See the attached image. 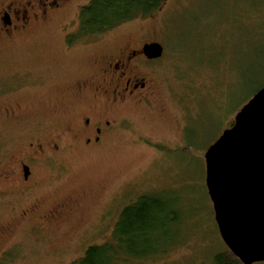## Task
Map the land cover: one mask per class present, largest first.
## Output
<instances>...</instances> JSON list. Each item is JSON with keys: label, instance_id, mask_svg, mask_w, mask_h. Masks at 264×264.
<instances>
[{"label": "rangeland", "instance_id": "374dc122", "mask_svg": "<svg viewBox=\"0 0 264 264\" xmlns=\"http://www.w3.org/2000/svg\"><path fill=\"white\" fill-rule=\"evenodd\" d=\"M90 2L70 0L48 21L0 37V76L30 86L7 104L26 103L29 123L66 122L78 102L74 83L95 77L98 62L128 39L165 48L147 66L150 101L119 107L123 128L96 154L69 151V172L52 199L74 202L72 215L53 230L5 231L0 264H73L90 246L110 242L122 209L150 193L166 206L160 214L171 213L167 252L121 264H210L226 246L206 187L205 153L264 84V0H166L151 16L68 54L64 34L78 35L80 10ZM19 127L8 132L21 135ZM9 141L17 154L18 138Z\"/></svg>", "mask_w": 264, "mask_h": 264}, {"label": "flooded vegetation", "instance_id": "af4514ba", "mask_svg": "<svg viewBox=\"0 0 264 264\" xmlns=\"http://www.w3.org/2000/svg\"><path fill=\"white\" fill-rule=\"evenodd\" d=\"M68 1L0 0V37L12 39L15 32L48 21L63 13ZM86 40L64 34L62 43L70 54L76 46H86ZM147 44L151 43L126 40L122 47L98 62L95 77L75 82L71 99L78 102L70 111V119L63 123L26 122L27 104L9 106L7 100L26 93L30 86L24 82L11 85L0 76V221L6 218L0 222V239L11 229H57L72 215L74 202L52 199L69 172L66 157L69 151L96 154L123 128L119 107L150 101L147 86L152 76L147 66L155 60L146 57L143 48ZM18 117L23 120H16ZM16 124L20 125L21 135L8 132ZM10 138H18L14 144L19 148L16 155L9 150ZM119 219L120 215L116 224Z\"/></svg>", "mask_w": 264, "mask_h": 264}, {"label": "water", "instance_id": "95a60500", "mask_svg": "<svg viewBox=\"0 0 264 264\" xmlns=\"http://www.w3.org/2000/svg\"><path fill=\"white\" fill-rule=\"evenodd\" d=\"M162 58L160 43L144 46ZM206 187L222 241L242 264L264 262V86L205 153Z\"/></svg>", "mask_w": 264, "mask_h": 264}, {"label": "trees", "instance_id": "16d2710c", "mask_svg": "<svg viewBox=\"0 0 264 264\" xmlns=\"http://www.w3.org/2000/svg\"><path fill=\"white\" fill-rule=\"evenodd\" d=\"M165 1L91 0L80 10L77 36L92 39L112 32L125 24L151 16L162 8ZM164 54L165 48L163 56ZM263 86L264 84H261L248 99ZM246 101L240 105L238 110L245 105ZM233 123L232 121L229 128ZM161 207L164 210L166 206L161 203L156 194L150 193L137 197L134 202L132 201L122 209L111 241L102 245L90 246L85 255L73 264H121L165 254L167 248L163 247L168 239L164 232L166 224L170 221L171 213L167 209L166 213L160 214ZM210 264L242 263L226 247L224 251L213 256Z\"/></svg>", "mask_w": 264, "mask_h": 264}]
</instances>
